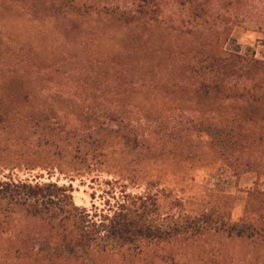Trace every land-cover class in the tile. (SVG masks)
Here are the masks:
<instances>
[{"label": "rangeland", "instance_id": "1", "mask_svg": "<svg viewBox=\"0 0 264 264\" xmlns=\"http://www.w3.org/2000/svg\"><path fill=\"white\" fill-rule=\"evenodd\" d=\"M223 54L264 62V0H0V182L71 186L74 204L92 211L121 186L139 195L158 180L161 206L178 200L173 217L203 222L205 213L213 225L132 264H264L263 240L228 234L264 231L254 200L264 192V146L195 134L201 118L225 121L219 99L196 86L207 77L202 63ZM83 124L109 130L100 173L42 145L43 129L66 130L73 143ZM115 179L124 184L114 189Z\"/></svg>", "mask_w": 264, "mask_h": 264}, {"label": "trees", "instance_id": "2", "mask_svg": "<svg viewBox=\"0 0 264 264\" xmlns=\"http://www.w3.org/2000/svg\"><path fill=\"white\" fill-rule=\"evenodd\" d=\"M202 64L207 77L196 83L197 90L203 92L201 95L205 98L219 99L225 121L208 124L201 118L196 123L195 134L208 141H228L232 147L240 144L239 149L244 150L264 146V80L257 81L264 73V62L223 54L221 59L213 57ZM65 131L58 134L52 129H43V147L71 151L82 158H76L79 165H94L89 167L90 173H100V169L108 167L110 160L105 150L109 148L106 140L109 130L106 126L83 124L72 131L80 134L79 140L73 143L67 139L70 134ZM60 134L63 137H59ZM224 149H227L225 145ZM108 183H112L114 189L124 184L117 179ZM132 186L142 188L137 182ZM160 187L158 180L147 182L142 194L131 195L121 186L118 196L114 195L112 202H106L102 210L93 206V210L88 211L74 204L71 186L0 182V248L7 245L15 248L14 254H20L12 258L9 251L0 249V264H58L57 261L59 264H104L102 260L108 257L115 264H132L160 245L170 241L185 242L187 237L205 233L212 227L213 222L205 213L200 216L203 222L173 217L178 200L175 198V203L167 208L161 206L166 189ZM255 193L254 200L262 208L264 192ZM16 216L24 220L18 221ZM246 229L237 232L231 228L228 234L239 241L253 238L264 241V231ZM218 230L224 233L229 229Z\"/></svg>", "mask_w": 264, "mask_h": 264}]
</instances>
